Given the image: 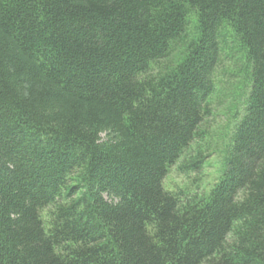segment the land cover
<instances>
[{
	"label": "trees",
	"instance_id": "trees-1",
	"mask_svg": "<svg viewBox=\"0 0 264 264\" xmlns=\"http://www.w3.org/2000/svg\"><path fill=\"white\" fill-rule=\"evenodd\" d=\"M229 42L221 176L167 191ZM0 264H264V0H0Z\"/></svg>",
	"mask_w": 264,
	"mask_h": 264
},
{
	"label": "rangeland",
	"instance_id": "rangeland-1",
	"mask_svg": "<svg viewBox=\"0 0 264 264\" xmlns=\"http://www.w3.org/2000/svg\"><path fill=\"white\" fill-rule=\"evenodd\" d=\"M236 45L229 42L222 53V64L216 73L215 92L210 98L212 116L207 120L204 139L196 149L207 156L204 169L197 174H183L172 168L163 182L167 191L188 187L197 189L199 193L209 192L221 176L225 150L241 116L249 87L248 79L238 72L242 66L247 69V59L243 49Z\"/></svg>",
	"mask_w": 264,
	"mask_h": 264
}]
</instances>
